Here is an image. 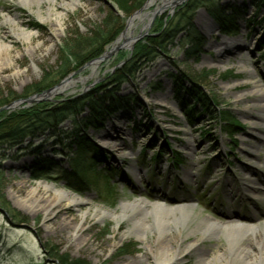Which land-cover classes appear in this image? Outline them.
Returning a JSON list of instances; mask_svg holds the SVG:
<instances>
[{"label": "rangeland", "instance_id": "1", "mask_svg": "<svg viewBox=\"0 0 264 264\" xmlns=\"http://www.w3.org/2000/svg\"><path fill=\"white\" fill-rule=\"evenodd\" d=\"M69 1L0 0V120L38 104L19 100L64 84L47 104L92 93L100 83L106 88L94 100L105 97L106 106L120 107L99 125L76 127L69 118L58 131L22 145L0 144V264H61L56 254L73 264H157L175 252L178 257L167 264H201L200 257L226 250L223 235L186 250L201 237L204 219L225 226L226 218L252 215L242 225H263L264 7L257 0H199L184 20L179 11L191 0H144L130 15L114 0L115 9L104 0H73L78 3L64 9ZM140 10L132 39L96 61L117 45ZM211 10L222 12L230 25L218 23ZM165 22L180 28L163 49L144 57L124 81H111L138 44L158 38ZM110 28L114 39L102 54L76 68L71 62L58 80L66 63L63 45L71 42L74 54L85 56L87 46L78 39L92 40ZM21 30L34 33L31 42L18 37ZM51 80L52 86L33 93ZM118 97L123 100L114 101ZM174 156L183 160L178 167ZM41 180L82 202L47 215L26 198ZM137 200L163 202L165 211L190 207L191 218L185 226H158L152 217L138 222L139 214L95 218L99 209L121 214L123 203ZM82 212L88 214L81 220Z\"/></svg>", "mask_w": 264, "mask_h": 264}, {"label": "trees", "instance_id": "2", "mask_svg": "<svg viewBox=\"0 0 264 264\" xmlns=\"http://www.w3.org/2000/svg\"><path fill=\"white\" fill-rule=\"evenodd\" d=\"M257 1L258 6L261 5L264 7V0ZM114 2L126 15L133 14L144 4V0H136L135 3L132 2V0H114ZM190 2L192 3H184L181 10L179 11L180 16H178L180 18H183L184 20L187 19L188 15H190L189 12H192L193 8L195 9V7L198 8L200 6L196 4L197 2H199V0H191ZM211 14L215 17L220 16L217 20L218 23L221 21L224 26L230 25L228 24L229 22L224 19V15L222 12L211 10ZM166 24L167 22L162 25L161 33L159 34L158 38L152 36L151 38H147L145 41H142L140 44H138L137 49L134 50L125 65L122 68L117 69L115 74L112 76L111 81H124L136 71L139 63L143 60L144 57H146L147 55H153L156 51H161L163 49L164 44L169 42L173 37L172 31L180 25L179 23H177V25L175 24L172 29L166 28ZM178 28H180V26ZM113 35V28H110L108 32L101 31L100 35H96L92 40L85 39L83 41L82 38H79V42H77V44L85 43L88 49V51L85 53V56L81 55L80 57L78 55H75L73 52V50H75V45H71V42H66L67 44L63 45V49L66 52V63L59 73L60 76L58 80H60V77H63L67 74L69 67H71V62L75 61L74 67L76 68L82 63H87L93 59L98 58L102 54L104 46L106 44L108 45L114 39ZM151 42H156V44H152ZM108 76H111V73ZM52 85L53 80L47 82L46 84L40 85L39 87H36L33 93L37 91L43 92L45 89ZM105 88V84L102 86H99V84H97V86L94 88V92L72 98L66 103L61 102L60 104H47L46 101H43L30 107L20 108L10 112L8 115L3 116V118L0 120V144L6 143L10 147L22 145L27 140V138H36L37 135L47 133L49 131L53 132L55 129L59 130L60 123L69 118L74 119V123L76 122V127L97 125L98 123H100L105 113L116 110L117 107H120V104H115L114 102H111L108 106H106L105 97L94 100V97L96 95L94 93H97V91L105 90ZM197 91L199 92V90ZM201 94L206 97V95L202 92ZM196 97L200 98L201 95H198ZM113 99L114 101L117 100L119 102L123 100L119 97ZM85 111H89V113L85 116L83 121H80L78 119V116L83 114ZM228 122L230 123V121ZM227 131L231 134H233L234 132L231 127H228ZM55 257L59 262H61V264H73L69 262L65 256L63 257L56 254Z\"/></svg>", "mask_w": 264, "mask_h": 264}, {"label": "bare ground", "instance_id": "3", "mask_svg": "<svg viewBox=\"0 0 264 264\" xmlns=\"http://www.w3.org/2000/svg\"><path fill=\"white\" fill-rule=\"evenodd\" d=\"M55 1V0H48ZM176 0H165V3H173ZM154 0H150L148 4L153 3ZM78 2L70 0L67 3H62L61 6L64 9H68L69 7H73ZM149 6V5H147ZM52 14V9L49 7V15ZM38 16L42 20L45 19L44 15L41 11H38ZM139 15L138 17H141ZM137 17V18H138ZM137 18H132L127 30L124 32L123 36L117 40V45L121 40L130 41L132 39V25ZM200 20H205L206 22L211 23L207 15L201 14L199 16ZM11 19V18H9ZM12 20V19H11ZM59 26L63 25L62 19H58ZM204 24V23H203ZM208 28L209 25H205ZM18 37H21L25 41L31 42L34 33L21 30L19 32ZM20 38V39H21ZM239 42V41H238ZM123 44V43H122ZM239 44V43H237ZM67 87V84L60 85L58 90L64 89ZM264 106V103H262ZM108 143V140L105 141ZM105 145V144H104ZM54 185V184H53ZM51 185L50 181L41 180L38 182L36 187H32L28 192L26 198L29 200V203H36L42 207L43 211L49 214H56L58 212H62L71 207H75L79 205L82 201L80 197L75 196L71 191L68 190H59L54 189L55 187ZM16 200L22 202L21 198L14 194ZM27 202V200H26ZM32 205V204H31ZM164 203L161 202L159 204H148L143 200H137L131 203H123L121 205L122 213L118 214L109 210H97L95 213L96 219H104V218H112L117 220L121 217H127L130 214H139L138 222L144 221L148 217H152L153 221L158 226H165L174 224L176 226H185L188 224L191 218V208L190 207H178L175 210H171L172 208H168L169 211H165ZM88 213L82 212L81 220ZM252 217H249L248 221H250ZM228 225L220 226L217 223L213 222L210 219L203 220V226L200 227L201 237L186 246V250L190 251L197 247L199 240L210 239V238H219V236L223 235L226 245L225 251H218L214 253L211 258L200 257L199 263L201 264H264V224L263 225H252L248 224L243 227L240 226L242 220L239 217L236 219L229 218L227 219ZM68 223V222H67ZM66 223V224H67ZM197 229V228H196ZM194 229L193 232L196 230ZM78 231V230H77ZM76 235L78 234L75 233ZM75 234H72L75 236ZM178 252H175L174 256H168L165 260L157 261V264H167L170 263V260L178 257Z\"/></svg>", "mask_w": 264, "mask_h": 264}, {"label": "water", "instance_id": "4", "mask_svg": "<svg viewBox=\"0 0 264 264\" xmlns=\"http://www.w3.org/2000/svg\"><path fill=\"white\" fill-rule=\"evenodd\" d=\"M107 4H109L113 9H115L114 8V6H113V4L109 1V0H104ZM139 15H141V10L140 11H138V12H136L134 15H132L130 18H129V21H131V19L132 18H136V17H138ZM124 34V33H123ZM123 34L121 35V37L123 36ZM149 33H146L145 34V36H147ZM139 36H143V35H139ZM137 39V38H136ZM136 39H134V40H136ZM133 40V41H134ZM120 46H123V44H121V45H116L115 47H113V49L111 50V51H109L108 53H106L105 55H103L102 57H100V58H98V59H96V61L98 60H102V59H105L107 56H108V54H110L115 48H118V47H120ZM100 84V83H99ZM60 85H58V86H56V87H54V88H52V89H49V90H46V91H44L43 93H41V94H35L34 96H32V97H29V98H27V99H24V100H19V102H23V101H26V102H28V103H30V104H34V103H40V102H43V101H46V100H49L48 99V96L49 95H51V93H55L57 90H58V87H59ZM97 86V85H96ZM38 97V98H37ZM14 104V103H13ZM12 104V105H13Z\"/></svg>", "mask_w": 264, "mask_h": 264}]
</instances>
